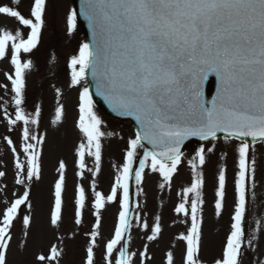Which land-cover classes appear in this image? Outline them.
Segmentation results:
<instances>
[{
    "label": "snow or ice",
    "instance_id": "snow-or-ice-1",
    "mask_svg": "<svg viewBox=\"0 0 264 264\" xmlns=\"http://www.w3.org/2000/svg\"><path fill=\"white\" fill-rule=\"evenodd\" d=\"M19 0H14L18 3ZM46 0H34L30 18L9 6H0V14L15 18L23 29L5 30L0 34V59L9 56L14 73L9 74L13 113L3 104L9 130L19 126L24 141V161L11 138L5 137L15 157V184L25 190L0 209V264H7V252L13 240L12 230L23 207L31 209L30 185L41 178V146L43 139L32 126H38L41 110L25 111L26 71L32 67L26 54L37 48L44 26ZM81 15L88 21L92 43H83L70 60V83L81 85L91 73L96 95L103 97L110 108L121 116L132 117L139 125L135 137L128 141L123 166L110 194L97 191L96 177L101 171L102 121L93 110L92 94L87 86L79 93L78 128L84 140L76 150V176L86 179L91 173V209L95 217L88 235L86 264H94V248L101 236L102 211L107 205L118 204L119 212L114 233L104 245V264H136V253L128 242L134 228L150 231L146 238L155 241L162 231L160 218L149 226L134 214L130 200V181L139 188L146 172L158 174L160 188L171 186L181 164V146L190 137L215 141L218 134L225 141H238L234 173V209L230 233L220 258L214 264H241V258L252 250L254 236H247L245 222L249 202L254 196L255 159L253 146L264 142V0H83ZM77 13L66 18L68 33L76 28ZM209 75L218 81L217 94L205 102L204 82ZM8 89V86H4ZM63 108L56 110L61 120ZM147 143L151 150L143 152L139 167L134 169L137 151ZM207 151H213L209 148ZM86 157L92 159L88 167ZM205 148L201 147L190 161L191 184L185 187L182 202L175 213L190 220L185 234L184 264H202L199 251L202 234ZM0 171V178L5 176ZM227 186V168H220L215 191V212L222 213ZM66 165H58L54 182L50 224L59 227L62 221ZM142 192V189L137 193ZM83 184L75 187L74 223H83L87 207ZM136 207H139L137 203ZM24 235L31 226V216L22 217ZM61 251L53 245L48 256H37L43 264H58ZM148 258L147 246L140 254ZM167 264H174L172 252ZM264 264V261L261 262Z\"/></svg>",
    "mask_w": 264,
    "mask_h": 264
},
{
    "label": "rangeland",
    "instance_id": "rangeland-1",
    "mask_svg": "<svg viewBox=\"0 0 264 264\" xmlns=\"http://www.w3.org/2000/svg\"><path fill=\"white\" fill-rule=\"evenodd\" d=\"M69 2L71 0H46L41 39L37 48L31 54H26L27 59L31 61L32 67L26 71L25 104L23 107L29 113H33L36 108L41 110L39 122L41 121L40 125L42 127H38L37 130V126H32L34 131L43 139L41 146V178L38 181H33L30 185L31 209L29 210L27 207L22 206L20 216L15 221V227L12 230L14 238L13 242H11L14 244L10 245L7 252V264H41L40 261L37 260L36 263L32 259L33 252L36 251L39 255L48 256L53 245L57 246L61 251V255L58 257V264H86V247L90 239L86 234L90 232L95 220L91 209L92 193L90 185L92 176L91 173H88L87 180L84 179L81 182L74 179L72 175L76 172L70 166L73 160L71 155L69 154V158L59 157L66 153V150H62V148L66 146L69 135H71L73 141L76 140L70 132L71 120L59 127H47L46 124L44 130V124L51 122L56 110L60 108L59 104L66 100L60 95H54L52 89L55 85H60L62 90L65 89V85L71 76L69 67L71 55H78L79 47L84 43V38L82 39L81 35H79L77 28L69 34L68 30L66 31L64 28V24H62V17L69 12ZM33 4L34 0H19L18 3H14V0H0V6L12 7L26 18H30ZM18 29L22 30L26 38L27 29H23V26L15 18L0 14V34L5 30L15 32ZM13 73L14 68L10 64L9 52V56L0 59V171L6 174L0 180V209H3L16 195L25 190L15 184L16 174L11 173V170L15 169V157L5 139V137H8L13 140L23 162L25 157L21 151L24 143L22 129L17 126L13 130H9L10 126L6 122L3 109V104L7 102L9 105L8 112L14 114L10 81L7 79V76ZM5 85L8 86V89L4 87ZM31 92L37 95L41 102L37 104L33 100V103L28 107L26 100ZM70 96V99L74 101L76 92H71ZM110 124L119 127L122 132L120 139H115L110 144L111 150L112 146L115 148L119 147L117 151H111V153L112 155L114 153L116 165L120 168L124 163L128 141L135 137V133L127 124ZM42 133L45 137L42 136ZM44 144H46V147H44ZM201 147L205 148L206 164L202 169L204 177L202 199L204 203L202 212L198 213V215H202L203 220L199 260L202 264H214V261L220 258L226 238L230 233L231 215L234 209L233 179L236 171V149L238 146L225 144L221 139H218ZM209 148H212L213 151H207ZM140 149H138L136 156L138 160L142 159L145 151L142 148ZM261 149H264V147L253 146L251 152V154L254 153L253 157L255 159V181H259V178L261 180L259 187L256 184L254 185V196L249 202L245 222V228L250 232L247 236H254L255 239L252 244V250L242 256L241 264H261L264 261V150L257 155V151ZM198 151V148L196 150L190 149L183 154L181 164L178 166L177 173L174 175L170 187L165 186L164 189H161L159 186L162 182L161 178L158 174L152 173L150 180L148 178L149 172H146L144 181L139 188L134 182V197L131 201L134 214H139L148 222L150 227L154 225L156 217H159L162 228L155 241L144 239L151 234L150 231L146 233L139 228L132 230L128 247L131 252L137 254L136 264H167L166 255L168 252L173 253L174 264H184L186 244L180 241L176 235L180 236L186 233L190 220L186 223V218L176 214L174 209L182 202L181 197L184 188L191 184L190 161ZM47 154L52 155L53 163L51 166L50 162L48 163L47 161ZM61 158L70 167L69 172L66 171V191L64 193L62 221L59 227H53L50 224V211L53 205L54 182L58 177V170L53 169V166ZM138 165L139 163L136 164L134 162V168H137ZM223 167L227 168L226 198L224 203L226 214L223 212L221 214H223V220L226 221L221 225L222 220L216 215L214 202L218 171ZM117 174L99 173L96 177L97 191H101L105 195L110 194L111 186ZM77 184H83L87 194V207L84 211L83 223L80 226L74 223V199ZM37 185L40 188L38 191L39 196L35 193ZM140 189H142V192L138 195L137 193ZM137 203L139 204L138 208L136 207ZM41 209L44 211L43 215H41ZM119 210L118 204H112L107 205L102 211L101 228L99 230L101 236L98 237V244L94 248V264H104V245L113 236ZM24 215L31 216V226L27 230L29 236L17 237V239L16 236L23 234L25 231L22 225V217ZM261 223H263V226L259 230V224ZM21 238L26 242L23 251L16 246V243ZM145 246H147L148 251L146 260L140 255L144 251ZM43 264H56V262L45 261Z\"/></svg>",
    "mask_w": 264,
    "mask_h": 264
},
{
    "label": "water",
    "instance_id": "water-1",
    "mask_svg": "<svg viewBox=\"0 0 264 264\" xmlns=\"http://www.w3.org/2000/svg\"><path fill=\"white\" fill-rule=\"evenodd\" d=\"M75 2L77 3V8H78V16H79V19L81 21V23L83 24L85 30H86V33L88 35V39H89V43L91 44L92 43V32H91V29L89 27V24H88V21L84 18L83 15H81V7H82V4H83V0H75ZM88 79L90 81V84H91V90H92V94L94 96V98L99 102L101 103L105 108L106 110L112 114V115H115V116H119V117H125V118H129L137 127L138 131H139V125L137 124V122L132 118V117H129V116H121V115H118L116 112H114L110 106L108 105V103L103 99V97L101 96H97L96 95V88H95V83L92 79V76H91V73L89 71L88 73ZM208 82H213L212 86L211 87H206ZM217 89H218V81L215 77V75H209L207 80L204 82V86H203V94H204V100L205 102H207L209 105H210V102L211 100L213 99V97L216 96L217 94ZM190 139H198L200 140L199 138L197 137H190L188 138L187 140L184 141V143L182 144L181 146V149L182 147L185 145V143L187 141H189ZM145 146H147L150 150H151V145L145 143L144 144Z\"/></svg>",
    "mask_w": 264,
    "mask_h": 264
},
{
    "label": "bare ground",
    "instance_id": "bare-ground-1",
    "mask_svg": "<svg viewBox=\"0 0 264 264\" xmlns=\"http://www.w3.org/2000/svg\"><path fill=\"white\" fill-rule=\"evenodd\" d=\"M72 109H73V106H71L69 111H68V117H71L73 119V116L71 115ZM43 214H44V211L41 209V215H43ZM209 237H212V236H209ZM263 237H264V234H263ZM211 241H213V239H211ZM214 242H215V239H214Z\"/></svg>",
    "mask_w": 264,
    "mask_h": 264
}]
</instances>
